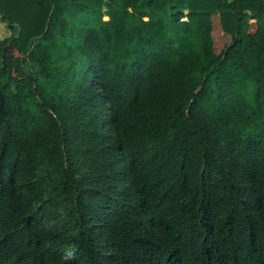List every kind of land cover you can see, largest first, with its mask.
<instances>
[{
	"label": "trees",
	"instance_id": "16d2710c",
	"mask_svg": "<svg viewBox=\"0 0 264 264\" xmlns=\"http://www.w3.org/2000/svg\"><path fill=\"white\" fill-rule=\"evenodd\" d=\"M0 21V75L17 52L28 77L0 83V264H264V0H0Z\"/></svg>",
	"mask_w": 264,
	"mask_h": 264
},
{
	"label": "rangeland",
	"instance_id": "374dc122",
	"mask_svg": "<svg viewBox=\"0 0 264 264\" xmlns=\"http://www.w3.org/2000/svg\"><path fill=\"white\" fill-rule=\"evenodd\" d=\"M106 20V19H105ZM219 24V20L214 18L212 24V33L214 40V51L216 54H220L221 51L232 43L230 37L224 36L219 29H216ZM252 27L250 32H253ZM10 31L0 21V40L8 38ZM11 68L9 71L3 72L0 75V83L2 85V91L8 96H22L24 87L27 85L28 77L25 71V63L23 56L17 52H13L11 56Z\"/></svg>",
	"mask_w": 264,
	"mask_h": 264
},
{
	"label": "crops",
	"instance_id": "0c3cea01",
	"mask_svg": "<svg viewBox=\"0 0 264 264\" xmlns=\"http://www.w3.org/2000/svg\"><path fill=\"white\" fill-rule=\"evenodd\" d=\"M214 18H216V19L219 20V17H218L217 15L212 16V24H213V20H214ZM216 29H219L218 31H221V30H220V25H219V24H218V26H217ZM223 35H224V34H223ZM224 36L229 37V36H227V35H224ZM212 38H213V33H212ZM230 38H231V37H230Z\"/></svg>",
	"mask_w": 264,
	"mask_h": 264
},
{
	"label": "built area",
	"instance_id": "2783aa9c",
	"mask_svg": "<svg viewBox=\"0 0 264 264\" xmlns=\"http://www.w3.org/2000/svg\"><path fill=\"white\" fill-rule=\"evenodd\" d=\"M254 23H255V22H254L253 20H252V21H250V24H252V25H253Z\"/></svg>",
	"mask_w": 264,
	"mask_h": 264
}]
</instances>
